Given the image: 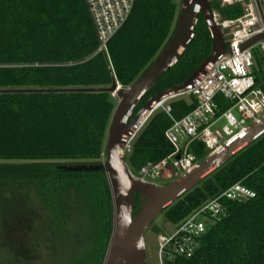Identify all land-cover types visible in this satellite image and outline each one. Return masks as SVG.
<instances>
[{
	"label": "trees",
	"instance_id": "1",
	"mask_svg": "<svg viewBox=\"0 0 264 264\" xmlns=\"http://www.w3.org/2000/svg\"><path fill=\"white\" fill-rule=\"evenodd\" d=\"M213 4L211 11H218ZM225 19L240 8L221 9ZM176 0H136L130 18L109 43L98 44L84 0H0V184H31L50 236L49 255L38 264H103L112 233L113 209L102 171L114 82L130 87L156 59L172 36ZM211 39L199 15L194 38L182 58L143 99L181 86L210 55ZM262 60L253 76L264 91ZM88 90V91H80ZM80 91V92H78ZM218 112L228 105L218 95ZM196 106L193 98L171 104L181 119ZM170 118L152 116L133 141L125 162L139 173L172 153L164 139ZM190 150L197 162L207 153L200 143ZM71 166L82 171L50 172ZM240 183L255 194L242 202L221 201L223 213L207 223L199 250L189 259L165 264H264V135L220 167L161 214L177 228L204 204ZM133 216L144 199L132 195Z\"/></svg>",
	"mask_w": 264,
	"mask_h": 264
},
{
	"label": "built area",
	"instance_id": "2",
	"mask_svg": "<svg viewBox=\"0 0 264 264\" xmlns=\"http://www.w3.org/2000/svg\"><path fill=\"white\" fill-rule=\"evenodd\" d=\"M207 1L211 6L217 5L219 9L232 6L240 8L241 15L232 19H221L218 11H212L215 24L222 31L227 54L207 66L193 86H187L154 104L140 120L138 128L133 130L122 147L124 157L131 152V145L139 131L158 111L164 112L171 120L164 139L173 150L172 153L157 164H146L140 168L136 177L139 181L159 186L160 180H178L194 171L198 163L190 150L192 144L200 143L207 157L212 156L264 116V91L256 86L253 76L257 58L262 60L264 73V0ZM135 2L136 0H84L97 38V53L106 55L109 43L130 18ZM256 37L261 39L242 49L244 44ZM218 95L228 105L226 111L220 114L215 101ZM188 98H193L196 106L189 114L175 120L171 104ZM220 122L223 124L219 128ZM254 197L252 191L236 183L204 204L182 221L170 235L160 238L157 264H165L166 260L176 257L191 258L201 246L200 240L206 231V224L218 220L223 213L221 201L242 202Z\"/></svg>",
	"mask_w": 264,
	"mask_h": 264
},
{
	"label": "water",
	"instance_id": "3",
	"mask_svg": "<svg viewBox=\"0 0 264 264\" xmlns=\"http://www.w3.org/2000/svg\"><path fill=\"white\" fill-rule=\"evenodd\" d=\"M199 15L210 34V55L181 86L158 92L157 95L143 102L157 81L184 55V51L194 38V28ZM177 16L171 38L142 75L128 88H118L114 82L107 89L109 94L116 96L118 104L106 131L102 161V171L106 175L113 209V229L103 264H147L144 236L160 214L264 135L263 116L249 125L248 130L242 135L223 145L216 154L198 162L194 171L165 185L155 186L139 181L129 170L122 147L133 134V130L138 128L140 120L149 113L150 108L162 98L174 95L187 86H193L207 66L212 65L218 57L227 54L222 31L215 24L211 5L207 0H180ZM260 39L261 37L253 38L244 44L242 49L252 46ZM83 169L86 168L63 165L44 167L43 171L63 172ZM132 195L144 199V204L136 216H133Z\"/></svg>",
	"mask_w": 264,
	"mask_h": 264
},
{
	"label": "rangeland",
	"instance_id": "4",
	"mask_svg": "<svg viewBox=\"0 0 264 264\" xmlns=\"http://www.w3.org/2000/svg\"><path fill=\"white\" fill-rule=\"evenodd\" d=\"M176 3L179 11L180 0H176ZM96 54L94 52L92 56ZM259 54L261 56L260 52ZM111 98L116 108L118 99L114 94H111ZM219 124L220 128L223 123ZM130 171L138 177L136 171ZM169 182L171 181L160 180L158 184L165 185ZM47 218L31 184H0V264H38L48 256L50 225ZM150 227L144 236L147 264H157L160 238L170 235L176 227L166 221L164 214H160Z\"/></svg>",
	"mask_w": 264,
	"mask_h": 264
},
{
	"label": "crops",
	"instance_id": "5",
	"mask_svg": "<svg viewBox=\"0 0 264 264\" xmlns=\"http://www.w3.org/2000/svg\"><path fill=\"white\" fill-rule=\"evenodd\" d=\"M93 33H94V31H93ZM94 37H95V34H94ZM96 42H97V38H96ZM96 53H97V50H96ZM97 54H98V53H97ZM106 55H107V54H106ZM116 85L119 86V87H121V85H120L119 83H117V82H116ZM121 88H122V87H121Z\"/></svg>",
	"mask_w": 264,
	"mask_h": 264
}]
</instances>
